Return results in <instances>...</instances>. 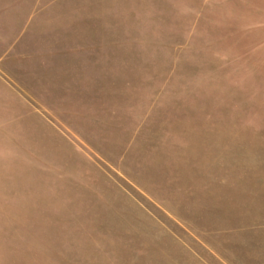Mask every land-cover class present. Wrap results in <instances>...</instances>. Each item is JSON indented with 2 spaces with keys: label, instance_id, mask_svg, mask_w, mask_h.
I'll return each instance as SVG.
<instances>
[{
  "label": "rangeland",
  "instance_id": "obj_1",
  "mask_svg": "<svg viewBox=\"0 0 264 264\" xmlns=\"http://www.w3.org/2000/svg\"><path fill=\"white\" fill-rule=\"evenodd\" d=\"M16 9L81 29L102 111L127 103L137 114L166 203L69 130L41 141L0 126V264H264V0H0V12ZM172 126L178 149L203 144L210 182L219 171L202 218L199 198L187 213L185 199L167 202ZM187 221L210 226L220 262Z\"/></svg>",
  "mask_w": 264,
  "mask_h": 264
},
{
  "label": "crops",
  "instance_id": "obj_2",
  "mask_svg": "<svg viewBox=\"0 0 264 264\" xmlns=\"http://www.w3.org/2000/svg\"><path fill=\"white\" fill-rule=\"evenodd\" d=\"M41 16L45 24L36 22L43 21ZM48 19V12L41 9L0 12V126L16 125L41 141L48 140L49 131L59 136L62 130H69L96 158L127 178L134 176L136 186L165 204L166 195L156 193L157 182L149 174L157 170L152 142L136 135L137 114L127 103L111 113L102 111L101 94L106 91L97 83L95 62L80 58L82 50H91V44L82 47L80 28L64 24L51 27ZM66 32L70 34L67 41ZM184 146L178 149L176 128L172 126L168 135L167 202L172 207L178 196L185 199L186 212L188 200L199 198L194 202L200 207L193 208L198 214L197 210L206 208L209 188L220 195L219 171L210 182L203 144L199 154L189 153ZM196 213L194 218H202ZM184 217L189 219L188 215ZM184 217L180 212L174 219L183 224ZM189 227L190 234H199L203 244L207 241L203 247L220 262V249L207 240L214 234L210 226L201 230ZM217 234L220 236V232Z\"/></svg>",
  "mask_w": 264,
  "mask_h": 264
}]
</instances>
